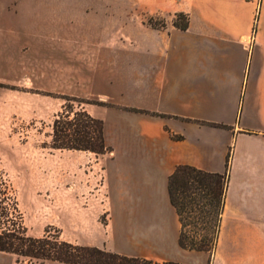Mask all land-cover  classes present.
<instances>
[{
    "label": "crops",
    "instance_id": "crops-1",
    "mask_svg": "<svg viewBox=\"0 0 264 264\" xmlns=\"http://www.w3.org/2000/svg\"><path fill=\"white\" fill-rule=\"evenodd\" d=\"M133 1L166 24L109 0H20L7 13V41L52 48L46 89L109 103L95 116L111 151L85 244L159 262L264 264V0ZM180 164L228 170L213 253L179 244L168 183Z\"/></svg>",
    "mask_w": 264,
    "mask_h": 264
},
{
    "label": "rangeland",
    "instance_id": "rangeland-1",
    "mask_svg": "<svg viewBox=\"0 0 264 264\" xmlns=\"http://www.w3.org/2000/svg\"><path fill=\"white\" fill-rule=\"evenodd\" d=\"M7 3L8 0H0L1 169L15 191L30 235L41 237L49 229L51 235L60 233L63 240L86 245L85 235L95 226L94 213L100 206L98 190L105 178L102 168L105 162L101 161L104 157L89 151L53 148L52 125L67 102L62 96L83 99L85 102H73L75 108L81 104L93 116L109 103L97 96H76L46 89L52 80L44 79L42 72L51 73L54 68L52 48H40L37 43L25 40L7 41L10 23L7 13L20 0L12 2L10 7ZM108 4L140 10L147 23L166 24L162 15L148 13V5L133 0H109ZM104 199L102 196L101 201ZM71 212L76 213V221L71 220ZM101 220L104 222L106 215ZM104 225H99L103 234ZM0 264L39 262L0 251ZM46 264L65 263L49 261Z\"/></svg>",
    "mask_w": 264,
    "mask_h": 264
},
{
    "label": "trees",
    "instance_id": "trees-1",
    "mask_svg": "<svg viewBox=\"0 0 264 264\" xmlns=\"http://www.w3.org/2000/svg\"><path fill=\"white\" fill-rule=\"evenodd\" d=\"M153 27L164 26L154 25ZM173 24L187 29L189 16L176 13ZM67 102L53 121L51 146L57 149L89 151L106 154L111 147L106 142L104 120L90 114L73 102H85L74 96H62ZM208 123V122H202ZM212 125H218L209 123ZM180 139L181 136H174ZM225 173L209 172L189 164H180L169 177L170 200L175 207L181 232L182 248L213 253L217 247L225 197L228 186ZM0 251L37 260L65 264H157L152 259L122 255L97 246L81 245L51 235L46 229L41 237L32 236L24 225V216L12 185L0 164ZM164 264H182L165 262Z\"/></svg>",
    "mask_w": 264,
    "mask_h": 264
},
{
    "label": "built area",
    "instance_id": "built-area-1",
    "mask_svg": "<svg viewBox=\"0 0 264 264\" xmlns=\"http://www.w3.org/2000/svg\"><path fill=\"white\" fill-rule=\"evenodd\" d=\"M175 1H178V0H175Z\"/></svg>",
    "mask_w": 264,
    "mask_h": 264
}]
</instances>
